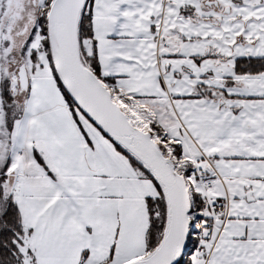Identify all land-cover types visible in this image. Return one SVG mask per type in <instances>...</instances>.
<instances>
[{
	"label": "snow or ice",
	"instance_id": "obj_1",
	"mask_svg": "<svg viewBox=\"0 0 264 264\" xmlns=\"http://www.w3.org/2000/svg\"><path fill=\"white\" fill-rule=\"evenodd\" d=\"M0 264H264V0H0Z\"/></svg>",
	"mask_w": 264,
	"mask_h": 264
}]
</instances>
